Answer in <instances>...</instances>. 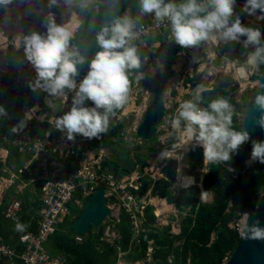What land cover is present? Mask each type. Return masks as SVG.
<instances>
[{
	"label": "clouds",
	"instance_id": "obj_1",
	"mask_svg": "<svg viewBox=\"0 0 264 264\" xmlns=\"http://www.w3.org/2000/svg\"><path fill=\"white\" fill-rule=\"evenodd\" d=\"M243 1L245 4L242 6L239 2ZM12 3L13 0H0V7L6 8ZM95 5L96 0H48L47 7L49 10L59 7L69 11L79 9L84 12L92 9ZM108 6L115 7L118 11L120 0H110ZM258 11L260 15H258ZM243 12L250 15L249 18ZM121 15L115 16L110 21H105L98 28L93 26L95 42L99 51L95 53L94 58L88 63L87 74L79 81L77 80L79 76L78 66H83L88 62V57L84 54L85 51L82 52L80 47L73 43L75 38L73 31L69 30L67 25L57 24L56 16L51 11L48 12L42 23L46 32L32 31L28 35H23L22 45L24 57L35 72V80L30 84V87L33 91L39 89L47 93L46 100L43 99L44 101L41 100L26 106H44L50 110V107L53 106V100L50 98L67 100L69 93H74L70 103V110L64 114L62 112V116H59L55 121L56 130L64 134L62 139L65 141L64 144H71V141H75L70 152V147L61 152L62 155L69 152V155L66 157L69 164L65 165L62 163L65 166L75 163L80 164L82 162H87L94 166V163L87 156L83 155V151L86 149H83V147L87 144L86 142L89 143L90 141L91 146H94L92 139H100L102 134H110L115 128L116 130L118 129L123 117L117 118V112L129 100L132 84L131 78L134 76L136 82L144 79V73L139 71L143 63L147 61L155 63L158 61L164 71V65L159 60L158 51L163 43L169 42H162L158 50L148 52L146 51V47L155 43L152 40L153 37L170 34L171 32L170 39L177 45V56L179 45L182 47L183 52L198 55L196 64L199 66L206 65L200 73L201 84L195 90L194 99L181 103L177 109L178 115L171 122L172 129L179 139L176 136L171 142L172 146L171 144H160L163 136L159 133L160 128L158 130L155 129L149 139L140 137L136 131L137 141L121 138V132L118 135H112L110 137L111 144H114L113 141L116 140V136L119 141L126 143V153L127 151L130 153V157L131 159L133 158L135 164L130 171H127L128 168L125 167L129 176L131 175L134 179L128 182V177L125 180L119 179L115 182L110 177L99 174L104 180L90 184L89 186L93 185L92 191L88 194L84 193L85 197L82 199L78 197L77 193L79 203L75 202L71 204V206H78V212L85 202L84 199L94 193L98 187H104V196L107 197L109 209L111 210L108 205V198L113 196L120 203V212L124 210L129 215L132 225L131 242L135 243L141 241L142 231L146 229L144 212L147 206L153 207L152 210L156 216L155 225H158V218L163 221L171 216H178L181 211L186 212L182 218L184 219L196 201L211 202L208 198L211 190L205 188L203 184L204 176L208 172V165L205 175L201 176L199 181H197L194 173H188V163L184 164L183 162L185 158L191 164H196L187 156L190 147L197 146L201 148L203 152L202 161L204 163L219 164L232 161L233 156L238 154L240 147L250 140V134L246 129L236 130L234 128L233 117L235 115V107L230 103L229 99L220 97L208 103L207 107H201V93L214 88L216 80L211 81V76L214 73L212 65L214 66V63L217 62H227L226 58L232 57V48L234 49L233 58H236L240 62H242L244 55L248 57L247 65H242L246 75L252 67L258 70L260 65H264V39H262V36H264V33H262L264 29V22L262 21L264 20V0H182L179 3L176 0H138V12H131L127 7ZM148 15H154L157 26L164 24L165 21H167V25L160 31L156 29L151 30L146 36L141 34L143 28L139 27L138 30L139 17L143 21H146L149 19ZM135 16L138 17L134 19L133 17ZM242 21L255 28L245 26ZM231 42L235 43L234 47L226 48ZM238 43H242L245 48L244 55L242 56L238 54ZM205 44H209V47L199 50L192 49L199 48ZM249 48L253 50L247 51ZM142 50L146 52V56L143 59L140 53ZM152 52L154 54L151 55ZM150 56H153L152 61L149 60ZM209 61L210 63L208 64ZM208 69L210 70L209 75L206 74ZM232 70L236 76L235 67H232ZM246 75L237 79L246 78ZM193 81L195 82V80ZM261 87L264 88V85H261ZM45 101L48 106L44 105L43 102ZM86 101H91L94 106H86ZM254 105L261 112L260 117L256 119L255 123L259 127L264 128V93H257ZM24 107H21V109ZM21 114L20 117L23 116L22 110ZM7 115L6 110L0 107V116ZM22 124L23 122H21ZM43 124L45 126L49 125L48 123ZM165 130L168 132L167 129ZM12 131L16 132L17 127H13ZM173 135L175 134H169L166 139H171ZM77 136L78 138L76 139ZM4 137L9 141L7 135ZM150 140H152V144H149ZM179 141L182 143L180 147ZM129 142L134 143L130 144ZM252 145L251 161L264 164V142L252 141ZM115 149L119 153L117 146ZM58 152L60 151H56L55 153L58 155ZM151 154L154 155L150 157ZM138 156L142 157L145 161L147 160L149 164L140 166L143 163L138 160ZM151 158H153V161H150ZM170 159L181 162V170L177 171L179 176L176 180H172L162 173L163 165ZM93 169L95 170V166ZM154 169H157V173L154 172ZM229 171L234 170L230 167ZM133 172H138V174L136 176L132 175ZM156 174H160V176L156 178ZM145 175H149L152 178V185L145 194L140 196L134 191L140 188L142 178ZM161 179L169 182V188L173 194L171 201H168L166 196L153 194L152 192V188L156 185V182ZM102 182H110V190H107L106 186L101 185L100 183ZM190 187L195 188V194L191 208L186 209L181 206L180 198L183 192ZM6 188L10 187L7 186ZM14 190L17 191L16 188ZM8 191L9 189L6 191V196L10 198L12 193H7ZM204 191L207 193L205 192L204 194ZM72 211L71 207L70 214L59 225L66 221L68 217L71 216V222L74 217L79 215L72 216ZM168 214L171 215L167 217ZM119 216H117L116 221L119 220ZM244 216L248 217V214H244ZM104 223L105 220L101 225ZM167 226H170V224ZM25 227L23 224H17L16 230L23 231ZM114 230L117 233L115 227ZM170 233L175 235L176 244V241L179 242L177 238L181 233V226L180 232H172L170 228ZM73 234L75 238L76 236H83ZM241 235L246 240L264 241V227L260 226L259 220L253 221L251 225L246 221ZM152 243L153 240L148 241L146 256L136 261L128 259L129 250L123 251L119 249L118 257L113 264H121V262L125 264H155ZM111 244L116 245V243ZM53 255H62L71 263L62 252ZM170 256L168 260L172 263L173 256L172 259ZM147 258H149L148 261ZM127 261H131L132 263Z\"/></svg>",
	"mask_w": 264,
	"mask_h": 264
},
{
	"label": "trees",
	"instance_id": "obj_2",
	"mask_svg": "<svg viewBox=\"0 0 264 264\" xmlns=\"http://www.w3.org/2000/svg\"><path fill=\"white\" fill-rule=\"evenodd\" d=\"M176 2L179 3L182 0H176ZM105 5V3L96 1V5L88 11L74 10L80 20V25L74 34L73 43L77 44L81 51L93 31V26L98 22ZM128 10L138 12V0H132L128 5ZM243 24L255 28L254 26ZM234 45L235 43L231 42L226 48H232ZM248 50H251V48ZM256 74L258 77L261 75L258 72ZM225 85L218 84L214 89L203 91L201 93L202 106L207 107L208 103L220 97L227 98L230 91L225 88ZM21 110V107L9 109L6 110L7 116H0V147L8 150L9 159H14L18 166L21 165L19 157L21 153L4 136L9 133L11 124L22 115ZM235 117L236 115L233 117V126L236 130H239L235 125ZM123 127V121H120L117 130L115 128L110 134H102L100 139H92V143L96 147L101 144L109 146L111 144L110 137L120 133ZM252 147L253 145L248 147L243 144L238 154L233 156L232 161L219 164L210 163L208 165V172L204 176L203 184L205 188L214 192V198L211 202L196 201L193 204L190 212L182 220L181 233L177 238L179 244H175V235L170 233V226L160 228L159 225H155L156 216L153 213V207L147 206L144 212L146 229L142 231L140 242H131L132 225L129 215L123 210L120 212L119 220L116 221L114 219V227L120 235L115 246L103 240L104 225L100 226L98 231H96V228H90L87 234L81 236L82 240L78 241L72 233L70 221L67 219L59 225L56 232L49 238L47 247L53 254L62 252L68 257L71 264H113L118 257L119 249L123 251L129 250L127 255L129 260L136 261L144 258L148 241L153 240V260L155 264H220L227 253L234 249L239 241V233L231 228L230 221L233 217H239L241 209L256 210L260 197L259 191L261 189L264 190V171H260L264 164L256 162L253 166L258 171L240 173V170L244 168L242 162ZM153 155L151 154L150 157ZM119 160L130 170L135 164L128 151ZM138 160L143 163L140 166L149 164L147 160L145 161L140 156H138ZM176 164V160L170 159L163 165L162 173L166 177L176 180ZM224 165H234L233 167L236 170L229 171V168ZM34 166H38L37 160ZM18 168L16 167L15 170L17 171ZM35 183L39 186L41 184L38 181H35ZM151 185L152 178L149 175H145L142 178V185L134 192L142 196ZM152 192L153 194L166 196L168 201L173 199L169 182L165 179L157 181L152 188ZM7 193L18 195L14 189ZM27 196L28 194L25 197ZM7 204V199H3L0 204V231H3L6 241L9 240L8 236L11 230L17 232L16 227L8 228L12 224L4 219L5 217L2 214L3 208H6ZM24 204H27V201L23 200ZM71 207L74 211L78 210L77 205H72ZM212 234L215 235L213 240ZM170 255L173 256L172 263L168 260Z\"/></svg>",
	"mask_w": 264,
	"mask_h": 264
},
{
	"label": "rangeland",
	"instance_id": "obj_3",
	"mask_svg": "<svg viewBox=\"0 0 264 264\" xmlns=\"http://www.w3.org/2000/svg\"><path fill=\"white\" fill-rule=\"evenodd\" d=\"M98 2L101 3H106L108 2V0H96ZM39 0H13V3L9 6H7L6 8L0 7V36L2 37L1 41H0V92H11V91H21L24 90L28 87H30V84L32 82H34L35 80V72L32 69V66L26 61L25 57H24V50L23 48L20 47L19 45V38L21 36V32H22V24H21V20L20 18L27 15V13H29L30 11H32L34 9V7L38 4ZM61 9V15H62V10H66L63 8ZM244 15H246L247 13L243 12ZM69 15H72L71 19H69ZM65 20H69L70 22L72 21H76V25L73 28V33L75 34V32L78 30L79 25H80V21L78 19L77 13L75 11H73L71 14L66 13V17ZM5 22V23H4ZM4 23V24H3ZM262 33H264V29L262 31ZM262 39H264V36H262ZM252 50V49H251ZM250 50V51H251ZM248 51V49H247ZM154 54L153 52L151 53V55ZM153 56H150V61H152ZM247 56L244 55V57L242 58V62H240L239 60H237L236 58L233 57H227V67H228V71L226 72H222L221 75L216 78V83L217 82H224L226 83L225 88L228 89L230 91V97H229V101L230 103H232L235 107V112H236V117H235V125L237 126V129L242 130V122H243V118L245 116V105L248 102H251L254 97H255V93H256V88H257V84H258V77L257 76V72L261 73L262 72V65L259 66V69L257 70L256 68H254L253 74L252 76L249 75V73L246 75V78H240V80L235 79L236 76H234L233 74V70L232 67H238V66H246V62H247ZM196 59H198V55L196 56ZM188 60L189 58H187L183 53H181V58L179 59V66L176 70V75L175 77L170 79V84L168 86V90L171 92L173 89H175L176 96H172L167 97V99H165V104L168 107L167 109V121L162 122V124H164L165 126L161 127L160 126V134L165 136L167 135L168 132H166V128L170 129V131L174 132L172 129L171 124L168 122V119L175 117L178 115L177 109L178 106L177 104L181 103L182 101H186V100H192L194 99V93L195 90L197 88L198 85L201 84L200 78L199 76H193L192 80L185 85L184 82L181 83L182 79L185 77H191L189 73L186 72L187 66H188ZM210 63V61L208 62V64ZM217 65L219 66L220 63L217 62ZM159 76V75H158ZM156 76V78L158 77ZM195 80V82L193 81ZM214 82V83H215ZM191 91L192 94H190ZM168 95V93H167ZM57 102L58 107L60 106V103L58 101V99H53ZM45 106H48L46 101L43 102ZM148 103V102H147ZM201 106V104H200ZM57 107V108H58ZM146 107V105L144 106H137L136 109H138L140 111V113H142V111L144 110V108ZM133 113H136V111H134ZM134 115L135 118V114ZM127 115L123 117V124L124 125H129V129H130V134L127 133L126 130H129L128 128H125V131L120 134V137H130L131 140L137 141V136L135 135V130L134 127L136 125H134L132 123L133 120V116ZM20 118V116H19ZM18 118V119H19ZM17 119V120H18ZM127 121V123H126ZM132 133V134H131ZM175 133V132H174ZM87 140V139H86ZM115 141H119L117 139L116 136V140ZM115 141H113V143H116ZM252 141H254L253 139H250L248 142H246L245 144L249 147L250 145H252ZM148 142V141H146ZM172 139H166V138H162L161 143L160 144H171ZM87 144L84 145L83 149L87 148V146L90 147V150L93 149V151H99L98 148L99 147H94L91 146V141ZM149 144H152V140L149 141ZM179 147L182 144L180 141L178 142ZM103 145V144H102ZM104 147H106L105 145H103ZM172 146V144H171ZM186 146V144H185ZM108 150L103 149L101 152V155L103 156V159L108 160V158H113L115 159V163H117V165L119 167H123L120 166V160L116 159L115 157V152H116V145L115 144H111L109 145ZM5 150V149H4ZM3 147H0V151L4 152V156L3 153H0V160H3V166L0 169V195H3V197H5L6 195V191L9 189L12 190L14 188L18 189L19 187H22L24 185H27L24 190H27V188H29L30 183L27 179L22 178V176H19L20 173H14L15 169H13V165H11L10 161L8 162L7 158H6V150L4 151ZM101 150V149H100ZM145 150H147V148H145ZM182 152V151H181ZM251 152L252 149L247 153L245 160H243L242 165L244 166L243 169L240 170V173H244L246 171H249L250 173L252 172H256L258 170H255L254 168V164L256 162L251 161ZM3 159H2V157ZM179 161H180V157H179ZM184 164L188 163L187 166V171L188 173H194L195 176L197 177V181H199L201 176H204L205 173L207 172V165H209L210 163H204V161H201L200 163H196V164H191L187 159H183ZM123 164V163H121ZM192 166H191V165ZM12 170V171H10ZM10 171V172H9ZM145 171V168H144ZM157 169H154V172H156ZM260 171H264V166L261 168ZM11 174H15L14 177L11 176ZM138 174V172H133L132 175ZM160 174H156V178L159 177ZM134 179V177H131V175L128 178V182H131ZM192 179V178H191ZM13 181V182H12ZM9 185V186H8ZM10 187V188H6V187ZM93 186V185H92ZM6 189V190H5ZM112 194V193H111ZM210 195H208V198L210 201H212V199L214 198V192L210 191L209 192ZM264 195V190L261 189L259 191V200L260 198ZM207 198V199H208ZM87 199V198H86ZM84 199V201L86 200ZM108 205L110 206L111 210H112V214L107 217L105 219V223L104 225V232H103V240L108 241L110 243H116L119 235L115 232L114 230V219L116 220L117 218V214L119 213V206L120 203L118 201L117 198H114L113 196L108 198ZM0 202H1V198H0ZM254 211V209H252ZM251 209H241L239 211V217H233V219L230 221V226L231 228L237 230V232L239 233V236L241 234V229H242V225H243V221L242 219L245 218L244 214H247L249 211H252ZM81 210L77 211H72V216L79 214ZM184 213H186L185 211H181V213H179L178 216L174 217L171 216L170 218H166L164 220L166 221H161L157 220V224L159 225V227H164L167 226L168 224H170V228L171 231H175V232H180V226L182 223V218L184 217ZM171 214H168L167 217H169ZM160 217V216H159ZM71 219V216L69 217ZM247 219V218H246ZM102 226V225H101ZM99 230V227L96 228V231ZM215 235L212 234V240L214 239ZM240 241V240H239ZM238 241V243H239ZM151 242V241H150ZM149 242V243H150ZM236 243L234 249H232L230 252L227 253L226 257L222 260L223 263H225V261L228 264V261H230L231 257L235 254V250H238V252L240 251L238 249L239 245ZM176 244H179L178 241H176ZM153 245V243L151 244ZM237 247V248H236ZM150 251V248H149ZM170 258L172 259V256H170ZM149 260V258H147V261ZM129 263H132L131 261H127ZM121 264H125L124 262H121ZM134 264H143V263H134Z\"/></svg>",
	"mask_w": 264,
	"mask_h": 264
},
{
	"label": "built area",
	"instance_id": "obj_4",
	"mask_svg": "<svg viewBox=\"0 0 264 264\" xmlns=\"http://www.w3.org/2000/svg\"><path fill=\"white\" fill-rule=\"evenodd\" d=\"M148 16L149 19L146 21H143L141 17L138 20V30L139 27H142L141 34L145 36L151 30L160 31L167 25V21H165L164 24L157 26L154 15ZM206 47H209V44L192 49L199 50ZM87 71L88 68L78 81L83 79ZM234 71L237 78L246 75L243 66L235 67ZM253 71L254 67L249 70L250 76ZM73 95L74 93H69L67 100L58 99L60 106L55 112L44 106H38L37 110L33 109L35 106H26L22 109L23 116L10 126L7 134L10 143L19 152L30 154L32 158L37 160L38 168L35 169L33 175L31 174L29 186H34L35 181L41 182L40 200L42 205L39 209L37 225L33 228L29 223L26 229L18 235L19 244L22 248L9 245L0 236V262L2 264H7L14 259L20 261L21 264H71L64 256L51 254L47 248V242L55 233L59 223L70 214L71 204L79 203L77 193L88 194L93 189L92 186H89L90 184L104 180L95 172L94 166L90 163L82 162L65 166L62 163L58 164L53 159L56 151H62L58 145L65 142L62 140L64 134L55 128V121L59 116H62L65 107L71 103ZM86 106L94 105L91 101H86ZM21 122H23L22 125ZM43 123L49 125L45 126ZM13 127H17L16 132L12 131ZM26 186L17 189V196L10 195L7 207L3 210L5 218L17 222L22 218L24 205L21 195ZM76 239L81 240V237L76 236Z\"/></svg>",
	"mask_w": 264,
	"mask_h": 264
},
{
	"label": "water",
	"instance_id": "obj_5",
	"mask_svg": "<svg viewBox=\"0 0 264 264\" xmlns=\"http://www.w3.org/2000/svg\"><path fill=\"white\" fill-rule=\"evenodd\" d=\"M132 0H120V6L118 11L115 7H109L110 0L106 2L105 8L98 19L95 27H100L105 21H110L115 16H120L121 13L128 7ZM48 0H41L32 11L21 18L22 23V36L19 40V45L23 48L22 37L28 35L32 31H39L41 33L46 32V29L42 26V23L47 16L48 12L51 11L56 16L57 24H64V19L61 15V9L55 7L51 10L47 7ZM258 15H260L258 11ZM254 17V16H251ZM264 22V20H262ZM238 54L244 55L245 48L242 43L237 45ZM85 51V55L88 57V62L83 66H78L79 76L77 80L82 76L84 71L88 68V63L94 58L95 53L99 51L98 46L95 42L94 31H92L90 37L86 41L82 52ZM142 59L146 56L144 50L140 51ZM159 60L164 65V71L161 76L160 82L154 88L153 101L145 113L143 121L137 127V134L143 138H151L155 131V127L161 121L165 112V105L163 101L164 96V83L168 77L174 75L172 65L175 62L177 56V45L173 42L163 43L162 47L158 51ZM264 65H262V72L258 78V84L256 93H264ZM47 98V93L42 90L33 91L31 87H28L21 91L16 92H0V107L5 110L14 109L18 107H24L26 105L39 102ZM254 99L245 105V116L242 122V130L246 129L250 134V139L257 142H264V128L259 127L255 121L261 115V112L254 105ZM187 156L195 163H200L203 160V152L199 147H190L187 152ZM2 162H0V167ZM195 194V188L190 187L186 189L181 198L180 204L182 207L189 209L193 203ZM252 218L249 217V225L255 220H259L260 226L264 227V195L260 198L256 210L252 211ZM111 214V210L107 206V197L104 196V187H98L94 193H92L83 203L79 215L74 217L70 222V229L73 233L78 235H84L90 229V227H98L101 225L105 218ZM241 243V244H240ZM240 250H235V254L231 257L229 264H264V241L260 240H246L240 236L239 241ZM237 248V247H236ZM220 264H223L220 263Z\"/></svg>",
	"mask_w": 264,
	"mask_h": 264
},
{
	"label": "crops",
	"instance_id": "obj_6",
	"mask_svg": "<svg viewBox=\"0 0 264 264\" xmlns=\"http://www.w3.org/2000/svg\"><path fill=\"white\" fill-rule=\"evenodd\" d=\"M240 3H241L242 6L245 4L244 1L243 2H239V4ZM170 36H171V32H170V34H163L161 36L153 37L152 40H154L155 43L149 45L148 47H146V51L150 52V51L158 50L162 42H174L173 40L170 39ZM231 51H232L231 52V56L233 57L234 56V49L232 48ZM181 53H183L187 58H189L186 72L189 73L190 76H191V77L183 78L181 83L184 82V84L187 85L191 81L192 77L195 76V75L199 76V78L201 79L200 73L203 71V68L206 67V65L199 66L198 64H196V62H197L196 56L197 55L192 54L190 52H183L182 51V47L178 45V56H176L175 62L173 63V66H172V68L174 70V75L168 77L167 80L164 83V86H163V88H164L163 101H164V105H165V112L163 114V117H162L161 121L155 127L156 130H158L161 125L165 126L164 124H162V122L167 121L166 116L170 115V114H167L168 107L165 104V99H167V97H165V96H168V97H171V95L173 97L176 96L175 95V93H176L175 89H173L170 92L167 88H168V86L170 84V79L175 77V75H176V70H177V68L179 66V59L181 58ZM219 63H220L219 66L217 65V63H214V66L212 65L214 73L211 76V81H215L217 77L222 76L221 75L222 72L228 71L227 62H219ZM139 71L144 73V79L140 80L139 82H136L134 76L131 78L132 79V84H131L129 100L125 104V106L117 112V115H116L117 118H122V117L127 116V115L131 116L132 114H135V118H134V115H132L133 116L132 123L134 125H136L134 127L135 133H136V127L143 121L144 115L148 111V109H149V107H150V105H151V103L153 101L154 88L160 82L161 74L163 72V67L158 61H156L155 63H149L147 61V62L143 63L142 68ZM156 76H158V77L156 78ZM235 79H237V77H235ZM218 84L225 85L226 83L217 82L215 84L214 88ZM192 92H194V91H191L190 94H192ZM167 93H168V95H167ZM229 97H230V93H229L227 99H229ZM50 99L53 100L54 98H50ZM183 102L184 101L181 100V103H183ZM181 103L177 104L178 108H179V105ZM144 105H146V107L144 108L142 113H140V111L138 109H136V107L137 106H141L142 107ZM57 107H58L57 102L55 100H53V106L50 107V110L52 112H54V111H56ZM201 107H203L202 104H201ZM70 108H71V104L69 106H67L63 110V114L65 112L69 111ZM33 109L37 110L38 106H35V108L33 107ZM134 111H136V113H133ZM175 117H172V118L168 119V122L171 124L172 120ZM122 121L124 122L123 119H122ZM126 123H127V121H126ZM163 126H161V127H163ZM125 128L129 129V125H127V124L124 125V127L121 130V134L125 131ZM166 129L168 130V133H167V135L162 136V138L163 137L166 138L167 136H169V134L174 133V132L170 131V129H168V128H166ZM126 131H127L128 134H130V132H131L130 129L126 130ZM174 134L175 135L172 136L174 138H171L172 140H174L176 138V136L178 137V135L176 133H174ZM78 136L76 137V139L78 138ZM123 138L125 140H131L130 137H123ZM178 139H179V137H178ZM115 142L116 143H114V144L119 148V153L116 151L114 155H115L116 159H118V158L120 159V157H124V155L126 153V143L124 141H115ZM74 144H75V141H71V144H66V145L62 142V143H60L58 145V147L61 148L62 150L70 147V149H69V152H70L71 147ZM106 147H109V146H106ZM106 147H104L101 144L100 148H98L99 151L95 152V151H93V149L90 150L89 146H87V148L83 151V155L87 156L89 158V160L94 163L95 170H96V172L98 174H100L102 176H105V177H110L115 182L117 180H119V179L125 180L126 178L129 177V174H128L127 171H130V169H127V171H126V167H125L126 165L121 164V162H120V166H123V167H119L117 165V163H115V161H114L115 159H113L112 157L108 158V160L103 159L104 155H101V152H102L103 149L108 150V148H106ZM147 148L149 149V147H147ZM6 152H7L6 158H7L8 162L10 161L11 162L10 164L13 165V169H16V167L17 168L19 167L17 171L16 170L14 171V173H18V174L20 173L19 176H22V178H25V179H27L29 181L30 178L33 175V172L37 168V167L34 166L36 159L32 158L30 156V154H25V153H22V152L18 151L19 153H21L19 155V157L21 159V165L18 166V165H16V162H15L14 159H9L8 150H6ZM61 152L62 151L58 152V155L55 153V157H53V159L56 160L58 163H63L65 165L69 164V161L66 158L69 155V152H68V154L64 153L63 155H61ZM2 159H3V157H2ZM150 161H153V158H151ZM0 162H2V166H3V160H0ZM2 166L0 167V169L2 168ZM180 166H181V162H177L176 174H175L176 178H178V176H179V173L177 171L181 170ZM224 166L227 167V168L231 167L233 170H236V168L233 167L234 165H224ZM10 171H12V170H10ZM28 173H29V176H28ZM11 176L14 177L15 174H11ZM100 184L106 186V188H108L107 190H110L109 189L110 182H102ZM26 194H28L27 197H25ZM41 194H42L41 184L39 186L38 184L34 183V186L27 188V190H24V193L21 195V198L24 201H27V204H24V213L22 215V218L18 222L14 221L13 219L4 218L8 222H10V224H12L8 228L16 227L17 224H23V225H25L27 227L28 224L30 223V225L33 228L37 225L38 217H39L38 213H39V209H40V207L42 205V202L40 200ZM78 197L80 199H82V198L85 197V195H84V193L79 192L78 193ZM0 198H1L0 204L2 203L3 199H7V202L10 200V198L8 196H6V195H5V197H3V195H0ZM258 202H259V200H258ZM119 213H120V211H119ZM119 213L117 214V216H119ZM68 219L70 221L69 217H68ZM26 227H25V229H26ZM20 232L21 231L15 232L14 230L13 231L11 230L9 232V236H8L9 240L8 241H6L4 239L3 231H0V236L9 245L15 246V247L20 249V248H22L21 245L19 244V240H18V235H19ZM7 264H21V263H20V261L14 259V260H12L11 262H9Z\"/></svg>",
	"mask_w": 264,
	"mask_h": 264
},
{
	"label": "bare ground",
	"instance_id": "obj_7",
	"mask_svg": "<svg viewBox=\"0 0 264 264\" xmlns=\"http://www.w3.org/2000/svg\"><path fill=\"white\" fill-rule=\"evenodd\" d=\"M73 11H69V10H62V17H63V19H64V25H67V27L69 28V30H71V31H73V28H74V26L76 25V21L74 20V21H72V22H70L69 20H65V17H66V13H69V14H71ZM244 14V13H243ZM247 18H249V16L250 15H248V14H246L245 15ZM22 18V17H21ZM21 18H20V20H21ZM5 23V22H4ZM3 23V24H4ZM22 28V27H21ZM0 29H1V27H0ZM22 33V32H21ZM21 36H22V34H21ZM20 36V37H21ZM1 39H2V37L0 36V41H1ZM19 40H20V38H19ZM209 73H210V70L208 69L207 70V75H209ZM35 108V107H34ZM4 150V149H3ZM5 151V150H4ZM0 153H3V155H4V152H1L0 151ZM191 179V178H190ZM192 180V179H191ZM205 192L206 191H204V194H205ZM207 193V192H206ZM253 211V210H252ZM252 211H249L247 214H248V217H245V218H243L242 219V221H243V227H242V229H241V233H242V231H243V228H244V224H245V222L247 221V222H249V217L250 218H252ZM247 218V219H246ZM261 222V221H260ZM229 262L230 261H228V264H229ZM223 264H227V262L225 261V263H223Z\"/></svg>",
	"mask_w": 264,
	"mask_h": 264
},
{
	"label": "flooded vegetation",
	"instance_id": "obj_8",
	"mask_svg": "<svg viewBox=\"0 0 264 264\" xmlns=\"http://www.w3.org/2000/svg\"><path fill=\"white\" fill-rule=\"evenodd\" d=\"M40 1H41V0H39V2H40ZM39 2H38V3H39ZM71 17H72V15H69V19H71ZM3 156H4V155H3Z\"/></svg>",
	"mask_w": 264,
	"mask_h": 264
}]
</instances>
